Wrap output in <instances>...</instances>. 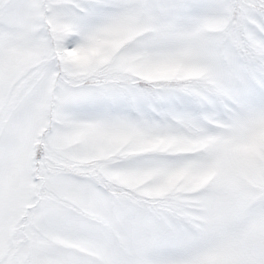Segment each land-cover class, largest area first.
Here are the masks:
<instances>
[{
  "label": "snow or ice",
  "instance_id": "1",
  "mask_svg": "<svg viewBox=\"0 0 264 264\" xmlns=\"http://www.w3.org/2000/svg\"><path fill=\"white\" fill-rule=\"evenodd\" d=\"M0 264H264V0H0Z\"/></svg>",
  "mask_w": 264,
  "mask_h": 264
}]
</instances>
